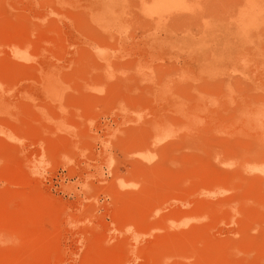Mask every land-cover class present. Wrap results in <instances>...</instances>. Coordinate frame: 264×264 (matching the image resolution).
Segmentation results:
<instances>
[{
	"label": "rangeland",
	"instance_id": "374dc122",
	"mask_svg": "<svg viewBox=\"0 0 264 264\" xmlns=\"http://www.w3.org/2000/svg\"><path fill=\"white\" fill-rule=\"evenodd\" d=\"M0 264H264V0H0Z\"/></svg>",
	"mask_w": 264,
	"mask_h": 264
}]
</instances>
